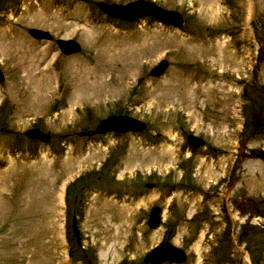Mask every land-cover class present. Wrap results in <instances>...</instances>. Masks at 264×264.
<instances>
[{
	"label": "rangeland",
	"instance_id": "obj_1",
	"mask_svg": "<svg viewBox=\"0 0 264 264\" xmlns=\"http://www.w3.org/2000/svg\"><path fill=\"white\" fill-rule=\"evenodd\" d=\"M128 1L0 0V264H153L163 240L177 264H264V0H144L178 27L97 6ZM67 38L78 51H58ZM117 113L145 128L93 132Z\"/></svg>",
	"mask_w": 264,
	"mask_h": 264
},
{
	"label": "water",
	"instance_id": "obj_2",
	"mask_svg": "<svg viewBox=\"0 0 264 264\" xmlns=\"http://www.w3.org/2000/svg\"><path fill=\"white\" fill-rule=\"evenodd\" d=\"M98 8L110 17H115L121 20H134L143 16H152L157 21L165 22L169 25L179 26L182 24V18L180 14L173 10L163 9L157 6L153 2L144 0H131L123 4L117 3H97ZM151 8L152 10H149ZM28 34L35 39H50L51 36L41 30L28 29ZM56 44L59 49L65 53L70 54L78 51L77 42L68 39H57ZM166 64L165 61H160L157 65L153 66L150 70V74L153 76H159L163 73ZM0 80H2V74L0 73ZM145 124L142 120L128 115H109L98 121L94 128V133L101 134L109 131L115 132H138L144 128ZM26 136L35 139L39 142H47L48 134L42 132L36 127L28 128L24 131ZM187 142L193 146L198 147L204 144L203 139L194 135L188 134L186 136ZM255 156L259 158L264 164V149L256 151ZM145 187H153L154 183H144ZM160 221V208L157 205L151 206L149 210L148 226L154 227ZM72 228L75 235H77L72 222ZM78 240V239H77ZM143 263L160 264L163 262L179 263L185 259V252L167 241H163L158 246H153L147 251L143 258Z\"/></svg>",
	"mask_w": 264,
	"mask_h": 264
},
{
	"label": "bare ground",
	"instance_id": "obj_3",
	"mask_svg": "<svg viewBox=\"0 0 264 264\" xmlns=\"http://www.w3.org/2000/svg\"><path fill=\"white\" fill-rule=\"evenodd\" d=\"M209 1V0H208ZM207 1V2H208ZM218 3V2H217ZM218 5V4H217ZM149 10H152L151 8H148ZM164 9V8H163ZM166 25V24H165ZM174 27V26H173ZM6 31H4V33H5ZM117 32V31H116ZM3 33V32H2ZM6 34V33H5ZM9 35V34H8ZM7 36V35H6ZM4 38V37H3ZM112 43V42H111ZM145 43V42H144ZM119 44V43H118ZM142 45H143V42H140V43H134V45H132L131 46V44L129 43V42H123L122 44H121V46L123 47L122 49H120V54H124V55H127L128 56V54L130 55V56H134V55H137L138 56V52H137V49H142ZM106 47V46H105ZM108 47H110V46H108ZM144 52V51H143ZM63 53V52H62ZM140 53V52H139ZM111 54V53H110ZM107 55V54H106ZM156 55V54H155ZM116 56V55H115ZM157 56V55H156ZM124 57V56H123ZM155 57V56H154ZM136 58V57H135ZM139 58V57H138ZM162 60H164V59H162ZM161 60V61H162ZM49 63H47V65H48ZM46 71H49V69H46ZM92 71V70H91ZM52 72V71H51ZM47 73V72H46ZM86 74V73H85ZM87 74H89V72H87ZM49 73H48V77L47 78H49ZM101 76H103V75H101ZM127 76H129V74L127 75ZM122 77V76H121ZM129 77H131V75L129 76ZM53 78V77H52ZM128 78V77H127ZM81 81H79V82H77L78 84H77V90H78V88L80 89V92H81V90H84V89H87V90H93V88L95 87L94 86V83L93 82H89L88 83V81H85V78L83 77V75H82V79H80ZM109 81V80H108ZM54 84V83H53ZM53 86V85H52ZM51 86V87H52ZM111 92V91H110ZM113 92H114V90H113ZM84 93V92H83ZM86 95V94H85ZM92 97V96H91ZM90 98V95H88L87 96V98L86 99H89ZM82 99V98H81ZM88 102V101H87ZM90 103H92V102H90ZM57 198H58V196H56ZM164 241V240H163ZM162 241V242H163ZM161 242V243H162ZM160 243V244H161ZM158 246V245H157Z\"/></svg>",
	"mask_w": 264,
	"mask_h": 264
},
{
	"label": "trees",
	"instance_id": "obj_4",
	"mask_svg": "<svg viewBox=\"0 0 264 264\" xmlns=\"http://www.w3.org/2000/svg\"><path fill=\"white\" fill-rule=\"evenodd\" d=\"M69 255H70V251H69Z\"/></svg>",
	"mask_w": 264,
	"mask_h": 264
}]
</instances>
